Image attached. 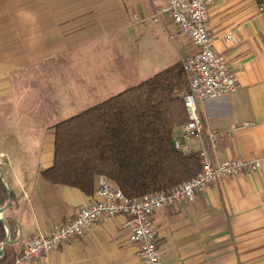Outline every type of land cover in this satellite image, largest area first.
Wrapping results in <instances>:
<instances>
[{
  "label": "crops",
  "instance_id": "obj_1",
  "mask_svg": "<svg viewBox=\"0 0 264 264\" xmlns=\"http://www.w3.org/2000/svg\"><path fill=\"white\" fill-rule=\"evenodd\" d=\"M157 5L156 0H0V99L12 97L26 83L33 84L35 74L54 85L61 74H73L82 60L80 66L87 62V67L80 88L94 90L87 93L90 98L86 96L84 104L88 100L97 104L182 62L191 46L169 19L152 20ZM261 5L258 0H215L209 8L213 51L226 59L237 86L220 99L199 104L205 132L199 139L183 142L186 152L204 151L215 164L258 159L261 168L155 212L154 239L163 264H264ZM227 34L234 41L225 40ZM95 75L92 83L89 76ZM79 100L83 102V97L75 101ZM4 128L11 126H2L3 136ZM48 129L42 130L47 140L41 164H2L0 160L10 195L1 217L13 234L11 249L16 254L24 240L64 224L95 199L99 178L94 192L85 194L41 177L52 161L53 130ZM209 131L218 136L215 147ZM173 136L178 138L180 131ZM126 220L124 215L101 218L81 237L26 264H141L137 245L128 240Z\"/></svg>",
  "mask_w": 264,
  "mask_h": 264
},
{
  "label": "trees",
  "instance_id": "obj_2",
  "mask_svg": "<svg viewBox=\"0 0 264 264\" xmlns=\"http://www.w3.org/2000/svg\"><path fill=\"white\" fill-rule=\"evenodd\" d=\"M264 5V0H258ZM188 82L181 62L101 101L53 127L51 166L41 177L54 185L92 194L99 177L126 197L167 192L200 170L197 152L175 149L174 130L187 121ZM8 200L0 177V208ZM6 236L0 221V248ZM13 234L0 264H14Z\"/></svg>",
  "mask_w": 264,
  "mask_h": 264
},
{
  "label": "built area",
  "instance_id": "obj_3",
  "mask_svg": "<svg viewBox=\"0 0 264 264\" xmlns=\"http://www.w3.org/2000/svg\"><path fill=\"white\" fill-rule=\"evenodd\" d=\"M152 20L169 19L177 32L186 37L190 53L183 59L188 90L183 97L187 121L179 128L180 136L173 140L174 148L187 153L183 142L199 139L205 126L199 113V104L220 99L234 91L237 86L235 74L226 59L213 51L214 40L208 31V11L215 0H156ZM263 11V5L259 6ZM225 40L234 41L232 34ZM249 123H246L248 125ZM208 138L213 147L217 134L209 131ZM201 168L191 179L167 192H158L143 197H126L106 178L99 177L95 199L79 208L74 218L47 232L24 240L20 255L14 264H26L43 258L61 245L81 237L86 229L101 218L126 216L125 229L128 240L138 247L141 264H163L155 243L152 216L155 212L192 200L196 193L211 185L236 175L256 173L261 168L260 160L240 158L215 164L204 151L199 153Z\"/></svg>",
  "mask_w": 264,
  "mask_h": 264
},
{
  "label": "rangeland",
  "instance_id": "obj_4",
  "mask_svg": "<svg viewBox=\"0 0 264 264\" xmlns=\"http://www.w3.org/2000/svg\"><path fill=\"white\" fill-rule=\"evenodd\" d=\"M81 63L84 62L80 60L79 64ZM80 65L73 74L58 76L54 85L44 76L35 74L33 84L26 83L12 97L0 99V150L4 151L2 154L0 152L2 164H41L40 156L44 155L41 154L44 150L42 145L47 138L43 128L47 130L49 126L95 105L91 100L84 104L87 93L94 90L90 89L92 87L83 90L80 88L87 62L84 67ZM89 77L92 83L96 82V75ZM80 96L83 97V102H76ZM89 98L90 96L87 99ZM15 101L19 103L15 104ZM49 101L54 105L53 108L49 107ZM6 125L11 128H4L7 130L4 134L8 136H3L2 126ZM52 130L53 128H49L46 132L50 133ZM178 134V129L174 130V135ZM9 141L12 143L8 144Z\"/></svg>",
  "mask_w": 264,
  "mask_h": 264
},
{
  "label": "water",
  "instance_id": "obj_5",
  "mask_svg": "<svg viewBox=\"0 0 264 264\" xmlns=\"http://www.w3.org/2000/svg\"><path fill=\"white\" fill-rule=\"evenodd\" d=\"M171 145L174 147L173 141L171 142ZM0 177H1V179L3 178V172L1 170V168H0ZM7 194H8V200H7L6 204L0 208V221L4 224L5 229H6V236H5L4 241L1 244V248H0L1 254L3 253L4 246L8 243V238H9V227H8L7 223L4 221V219L1 217L2 213L6 210V208L9 206V203H10V195H9L8 191H7Z\"/></svg>",
  "mask_w": 264,
  "mask_h": 264
}]
</instances>
